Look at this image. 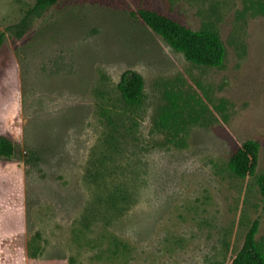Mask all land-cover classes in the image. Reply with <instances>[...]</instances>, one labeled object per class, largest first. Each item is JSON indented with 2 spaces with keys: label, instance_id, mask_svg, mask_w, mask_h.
Returning a JSON list of instances; mask_svg holds the SVG:
<instances>
[{
  "label": "rangeland",
  "instance_id": "rangeland-1",
  "mask_svg": "<svg viewBox=\"0 0 264 264\" xmlns=\"http://www.w3.org/2000/svg\"><path fill=\"white\" fill-rule=\"evenodd\" d=\"M0 0V264H227L253 221L264 234V0ZM155 9L218 32L221 68L196 65L131 16ZM145 83L123 103L126 71ZM201 118L158 125L169 95ZM175 138V139H174ZM247 140L256 175L229 170Z\"/></svg>",
  "mask_w": 264,
  "mask_h": 264
},
{
  "label": "trees",
  "instance_id": "trees-1",
  "mask_svg": "<svg viewBox=\"0 0 264 264\" xmlns=\"http://www.w3.org/2000/svg\"><path fill=\"white\" fill-rule=\"evenodd\" d=\"M61 0H35L21 23L14 27L19 31V36L26 34L31 16L42 17L51 8L57 6ZM131 16L143 22L155 33L160 35L173 49L184 54L185 58L200 66L221 68L226 58V47L217 31L210 27L194 30L177 20L148 7L132 10ZM4 36L0 35V48ZM121 98L126 107L137 109L144 99L145 83L143 77L135 71H126L118 85ZM204 107L197 109L190 100L176 94L169 95V103L161 110L158 125L161 129L171 131L173 135L183 134L187 128L198 122ZM175 139V138H174ZM15 146L11 139L0 135V158H12ZM260 145L255 140L245 141L235 151L229 161V170L241 178H249L256 175L259 163ZM257 184L264 196V174L257 176ZM260 231V222L255 220L250 225L244 237L241 248L227 264H264V234L257 238Z\"/></svg>",
  "mask_w": 264,
  "mask_h": 264
}]
</instances>
